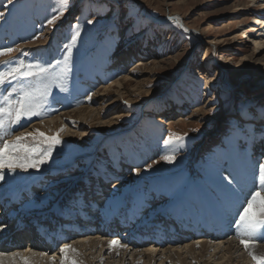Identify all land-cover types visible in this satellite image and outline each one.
Segmentation results:
<instances>
[{
  "label": "rangeland",
  "instance_id": "1",
  "mask_svg": "<svg viewBox=\"0 0 264 264\" xmlns=\"http://www.w3.org/2000/svg\"><path fill=\"white\" fill-rule=\"evenodd\" d=\"M60 7L57 0H13L12 4L0 0V11L5 13L0 21V49H16L0 57V66L17 59L26 64L59 61L52 69L55 74L64 67L69 48L72 52L67 79L45 82L47 97L34 92L43 100L41 116L22 121L27 127L11 126V135L0 139V143H15V137L23 134L26 139L21 141L22 146L46 149L48 144L38 133L47 137L59 133L62 142L39 171L18 169L11 174L5 169L8 182L2 184H16L11 190H22L25 197L13 213L18 216L31 210L30 214L36 208L49 209L56 204L78 218L76 225L83 222V227H90V222L79 220L80 213L87 210L93 212L96 221L91 223L97 230L85 237L101 238L103 242L116 239L124 250L131 248L140 233L151 240L147 249L154 247L159 229L168 241L175 235L177 239L182 237L181 246L201 240L211 245L232 241L216 235L217 229L202 237V231L195 234L194 227L202 226L195 220L209 218L202 213L203 201L220 204L224 211L227 206L238 208L236 215L230 212L226 219H232L230 227H235L233 223L255 187L257 164L264 157V0H69L64 14L54 25H48V18ZM146 12L154 19L146 17ZM75 26L80 36L72 44ZM184 26L201 33L202 38L187 33ZM243 32H248L249 38L244 39ZM214 37L224 43L209 45ZM124 77L131 82L121 90V97L103 90ZM21 86L13 98L20 94ZM38 86L33 84L34 88ZM82 108L101 112L103 122L125 118L110 127H100L98 121L90 126V121L83 123L75 116V111ZM50 120L54 122L45 126ZM170 120L175 123L171 128L167 125ZM169 133L184 139L166 147L163 140ZM168 152H175L172 164L162 159ZM135 169H139V175ZM100 186L110 190L102 197L105 202L92 206L93 199L85 191ZM138 211L135 221L123 228L118 220H130L128 216ZM163 214L167 215L164 227ZM113 216L118 232L108 239L101 234L105 231L101 227L108 226ZM60 217L53 218V230L57 222H63ZM170 219L173 221L168 222ZM235 229L240 236L234 243L240 246L241 238L249 240L250 250L264 257L253 250L264 247V234L241 235L243 230ZM191 235L192 239L184 241ZM73 244L66 241L56 247L50 256L56 259L55 264H68L60 249ZM147 249H142L146 251L142 261L135 264H149ZM100 250L89 255L83 252L88 256L85 260L78 261L75 256L76 264H133L123 250L117 252L115 260ZM212 254L213 250L205 253L203 263L189 259L187 263L214 264ZM69 256V261L74 259ZM252 262L257 264L256 260Z\"/></svg>",
  "mask_w": 264,
  "mask_h": 264
},
{
  "label": "bare ground",
  "instance_id": "2",
  "mask_svg": "<svg viewBox=\"0 0 264 264\" xmlns=\"http://www.w3.org/2000/svg\"><path fill=\"white\" fill-rule=\"evenodd\" d=\"M146 17L152 18V20L154 19L150 15V13H148V12H146ZM175 19L176 20H180L179 17H176ZM164 21L165 20H162L160 22H164ZM185 29H186L187 33H193V34L197 35V37L202 38V34L201 33L192 31L188 27L184 26V30ZM243 33H244V36H243L244 39L249 38L248 32H243ZM209 41H210V42H208L209 45H218V44L222 43L224 40H222V38L214 37V38L209 39ZM260 45L261 44H257V47H259ZM38 46H35V47H38ZM40 46L46 47V45H40ZM32 47L33 46H31L30 49ZM131 53H134V51L132 49H131ZM254 54H256V52ZM130 82L131 81H130V79H128V77L127 78L124 77V78H122V80L114 82L110 87H106L103 90L105 92H107V93H111V92L114 93L115 92V94H117L118 96L121 97V95H122L120 93L121 90H125L127 88V86L130 85ZM113 90H115V91H113ZM115 102L116 101H114L113 103H115ZM113 103H110L109 105L111 106V105H113ZM100 115H101V112H99L97 110L87 109V108H82V109H80L78 111H75V116H77L79 121L83 122V123H84V121H86V122L90 121L89 122L90 126L92 124L93 125L96 124L95 122L98 121L101 124L100 127H110L112 125L117 124L120 120L125 118V117H122V116H118V117L112 118L114 120H111L109 122H103L102 119L100 118ZM53 122H54V120H50V121L45 123V126H48L50 123H53ZM167 125H168V127L171 128V127H173V125H175V123H172L171 120H170L167 123ZM52 130H54V129H52ZM68 137H71V138H77V137L86 138V135L78 136V134H74V136H73L71 134H68ZM5 181H7V179H5ZM1 184L2 183H0V185ZM10 185H11V183H10ZM15 185L16 184H13V186H15ZM116 185H118V184L115 183V187H116ZM13 186H6V185H3V184L0 186V205H3L6 209L7 208H11V207L13 208L15 206L21 205L22 202H23V197H22L23 191L22 190L14 191L15 189L11 190V188H14ZM108 189H110V188H108ZM12 191H14V192H12ZM204 204H207V206L206 205L204 206ZM55 205L56 204L52 205V207H50L49 209H42V210L39 209L38 210L36 208V211H34V212H35L36 215L38 214L37 216L40 218V221L43 220V222H44L47 219H50V216H51L50 214L52 212H56L59 209V206L58 205L55 206ZM219 205L214 203V202H212V201H210L208 203H207V201H203V203H202V213L205 216L209 214V216H208L209 218H207V220H199V219L195 220V223L197 225L198 224H200V225L202 224V226H199V228L197 226L194 227V229L196 230L195 234H198L200 232V230H201L202 234L200 233V235L203 237L204 235L215 233V229H217L216 235L220 234L221 235L220 238L225 237V238H227V240L231 239L232 241H230L229 243H224L223 241H220L218 243H213L211 245L207 241L205 242V240H203V241L201 240V241H197L196 243L193 242L192 244H186L184 246H181L182 243H183L182 242L183 241L182 237L178 236L179 239H177L176 235L173 234V235H175V236H173V239L168 241V240H166V238L164 236L160 235L161 232H162V229H159V231L156 233L157 236H156V238L154 240V243H156V245L154 247H149L147 249V245H148L147 242L150 243L151 240L146 238L147 235L145 233H144L145 234L144 236L140 233L139 235L136 234L137 235L136 239H134L132 241L131 248H127V250H124L125 248H122V247H119V246L118 247H111L110 246V242L112 240L111 241L107 240V238L103 242L101 240V238L97 239V238L85 237V236L89 235V233H90V235L95 234L96 230L94 232H92L91 230H88V228L89 229L92 228L93 225H91V227H88V228L87 227H83V228H78L77 229V227H70L69 229H67L68 231L72 230L74 233L77 232V231L79 232V229L82 232L81 235H77L76 237L70 239V241H72L74 243L71 246V248L74 249L75 251H69V254H70L69 257H73L74 258L76 256L78 258V261L82 260V259L85 260L86 258H88V256H85L86 254L89 255L91 253H94V251L97 248L101 247L100 251L101 252L103 251L104 253H108V255L110 256L109 258H111L112 260H113V258L115 260V258H116L115 256L117 255V252L119 250H123L131 257L132 263L135 264V263H138V262L140 263L142 261L141 258L143 256V253L146 252L145 250H142V249H147L148 252L146 254H148L149 256L146 255L147 260L146 259L145 260L149 264H167L168 261L176 263V264H188L187 263L188 259L191 262H197V263L205 262L206 260L203 261L204 257L206 256L205 253H207L209 251L211 252L213 250V254H212L213 256L212 257L214 259L210 258L209 262L212 261L211 259H213L214 264H253L252 255L249 254V251H251V252H253V251L250 250V249H245L243 244H240V246H239L236 243H234L235 240H237V237H238L239 234H237V231H236L235 227H230V225H231L230 222L232 221V219H230V221L226 220V219H228V215L230 214V212H234V214L236 215L237 214L236 211H237L238 208L234 209V205L232 207H228L227 205H230V204H226L228 209H226V211H224V210L221 209V207H220L221 205L220 206ZM57 207H58V209H57ZM30 211L27 210V211H23V212H24V214L27 215V214H29ZM59 211H61V209H59ZM195 211H197V210H194V212ZM139 212L140 211L135 213V215L131 214L130 216H128V218L130 220H124V219L120 220L119 219V222L121 223L122 227L123 226L124 227L129 226L128 223H130V225H131V223H133L135 221V216L139 215ZM84 213H86L85 214L86 216H82V218L86 219L87 221L88 220L90 221L91 219H93V217L87 216V210H85ZM24 214H23V216H25ZM192 214H193V212H192ZM140 215H141V213H140ZM150 215H151V212H150ZM64 216H67V215H64ZM116 217H117V215H116ZM162 217H163L162 218L163 219L162 226L164 227L166 225L164 219H165V217H167V215L163 214ZM17 218H15V220H18ZM169 218H170V216H169ZM111 219L112 220L110 221V224L108 226H106V227H103L104 229H106V232L103 230L104 231L103 235L106 236V234H108V239L111 238L110 236H112V237L115 236V235H112V234H114L116 232V230H117L116 229L117 224H115L116 223L115 220H117V219L115 218V216H113ZM18 223H19V221H17L16 224H18ZM179 223H181V222H179ZM234 223H233V225H235ZM1 226H0V243L3 240H5V238L7 237L5 234L9 235V232L5 233V234H4V232H1V230L3 229V227H1ZM67 227H69V226H67ZM200 227H203V228H200ZM81 229H84L86 234ZM10 231H11V233H13L15 231V228H12ZM96 233H98V232H96ZM57 237H61V238L65 239V238L69 237V235L66 237L63 234H60ZM80 237H83V239H80ZM191 237H193V236L191 235V236H188V237L184 238V241H185V239H187L189 241L190 239H192ZM220 238H218V239H220ZM32 241H33V239H31L28 243H31ZM35 241H37V240H35ZM154 243H152V244H154ZM56 247H58V246H56ZM54 250H55L54 243H52V245L47 250L42 251L41 253H40V250H38V249H36V251L35 250L34 251L31 250L32 252L28 251L27 249H22V250H19V252L17 251L18 254H14L15 251L12 250V251L8 252L9 253L8 256L7 255L3 256L4 254L2 256L0 255V262L1 263L3 262V263L6 264L7 262L9 263V261L13 260V258H14L15 261H14V263L11 261V264L12 263L13 264H15V263L16 264L17 263L30 264L31 262H32V264H37L35 262L37 260H40V263H43V264H55L56 263V259L54 257H52V258L50 257L53 254ZM253 250L254 251L256 250L258 252V255L259 254L264 255V247H256ZM244 251H246L245 253L247 254V256H245ZM83 252H85V253L87 252V253L86 254L84 253L85 254L84 255ZM95 256H97V255H95ZM119 256L120 255H118V258H119ZM47 257H49V258H47ZM75 258L73 260H75ZM130 263H131V261H130ZM208 264H210V263H208Z\"/></svg>",
  "mask_w": 264,
  "mask_h": 264
},
{
  "label": "snow or ice",
  "instance_id": "3",
  "mask_svg": "<svg viewBox=\"0 0 264 264\" xmlns=\"http://www.w3.org/2000/svg\"><path fill=\"white\" fill-rule=\"evenodd\" d=\"M7 3L12 4L13 0H7ZM57 3L61 7L55 15L48 18V25H54L56 20L64 14L69 0H57ZM4 17L5 13L0 11V21H3ZM88 23L92 24L93 21L89 20ZM75 27L77 30L71 37L72 44H75L77 38L80 36L78 26ZM65 47L67 48V45ZM15 51V48L0 49V57L8 56ZM71 56L72 52L69 48L63 60L64 67L59 73L55 74H53L52 69L56 67L59 61L51 64L39 61L26 64L23 60L17 59L8 61L3 66H0V139L11 135L9 131L11 126L19 125L21 128H24L27 127V124H22V121H30L33 117L41 116L43 100L34 96V92H41L43 97H47L48 84L45 82L56 79H67L71 72ZM22 81L25 82L23 86H21ZM34 83L39 86L34 88ZM18 86H21V92L13 98V94L17 92ZM28 135L32 134L29 133ZM38 135L47 142L48 147L46 149H41L38 146H22L21 141L26 139L23 134L15 137V143L7 140L0 143V183L5 181V169L11 174H15L18 169L23 172H28L29 169L39 171L40 166L51 159L54 148L62 143L59 139V133L55 137H47L44 133H38ZM183 139V137L177 136L175 133H169L167 138L163 140V144L166 147H170L180 144ZM21 151L25 155L22 157L17 156L16 153ZM162 159L169 164L174 163L175 152L166 153L162 156ZM155 162L158 163L159 161ZM134 171L139 175V169H135ZM228 183L231 184V181L229 180ZM254 184L255 187L240 210L238 219L235 222L238 232L240 229L243 230L241 235L253 237L257 234H264V157H261L260 162L257 164ZM240 242L244 245L245 249L252 247V242L249 240L241 238ZM110 246L122 247L123 245H121L119 240H112ZM60 251L64 253V261L68 262V264H76V261H69L68 258V252L75 251L71 248V245H65ZM249 254L252 255L253 260L257 261V264H264V257H257L251 251H249Z\"/></svg>",
  "mask_w": 264,
  "mask_h": 264
}]
</instances>
